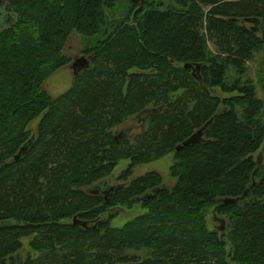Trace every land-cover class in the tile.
I'll return each mask as SVG.
<instances>
[{
    "label": "trees",
    "instance_id": "obj_1",
    "mask_svg": "<svg viewBox=\"0 0 264 264\" xmlns=\"http://www.w3.org/2000/svg\"><path fill=\"white\" fill-rule=\"evenodd\" d=\"M128 2L120 20L108 17L120 0L0 3L15 16L0 23V264H264V96L243 79L264 48V0ZM74 32L90 65L53 97L43 85L70 63ZM132 116L145 127L116 134ZM171 153L173 187L156 171L131 179ZM121 160V188L108 200L91 193ZM138 201L148 213L133 222L105 219ZM210 210L227 232L210 230ZM28 236L37 258L21 253Z\"/></svg>",
    "mask_w": 264,
    "mask_h": 264
},
{
    "label": "rangeland",
    "instance_id": "obj_2",
    "mask_svg": "<svg viewBox=\"0 0 264 264\" xmlns=\"http://www.w3.org/2000/svg\"><path fill=\"white\" fill-rule=\"evenodd\" d=\"M0 3L5 4L6 0H0ZM129 6L130 4L128 0H120L118 7L108 12L109 19L110 20H114L115 18L119 20L122 19L127 15ZM8 9L10 10V8ZM11 16L12 17L10 19H6V13L0 12V17H1L0 23L2 27H5L7 24H11L9 23L11 21L13 22L15 16L14 14ZM249 24H250L249 26L251 25L253 26V24L251 23ZM86 46H87V42L84 41L81 35H79L77 32H74L67 41L64 52L66 56L71 58L70 63H68L65 67L61 68L57 72L53 73L45 81L43 85V88L47 92H49L53 97H58L62 95L63 93L71 89V87L74 85V81L77 75L72 66L77 59L83 58L85 55H87L84 53V49ZM210 47L214 49L212 43H210ZM247 68H248L247 73L243 79L244 80H247V78L252 79L257 87L258 96L260 98H263L264 94L262 90V82H264V48L260 52L254 54V58L252 59V61L247 63ZM229 77L231 82H233L234 79H237L240 76L235 71H232L229 74ZM215 94H217L221 98H228L231 95H236V93H230V94L223 93L221 90H216ZM142 119L143 116L140 117L132 116L127 118L125 122L120 127H118L117 130H115L116 134H118L119 132L122 133L123 131L132 132L133 134L136 133V131L139 132L141 128L145 127V124L147 122V121L143 122ZM39 123H40V119L35 120L34 122L31 123L29 129L33 132H36ZM174 164H175V154L174 153L168 154L157 161H153L152 163L138 165L137 167H135L133 169V173H132L133 175L131 179L139 176H143L148 172L156 171L159 172L164 177L165 185L171 188L176 183V180L172 178L170 175V168ZM129 165H130V160H121L119 162L114 173L106 178L107 180L106 182L109 184V187L116 186L123 182L122 179H120V176L123 173V171L128 168ZM101 189L102 188H99L98 190L100 191ZM98 194L102 195V193L100 192ZM146 213H148V210H146L142 202L138 201L131 203L128 206H116L115 208H112L108 212V214H106L105 219H110V217L115 214V217L111 220V226L114 228H121L124 225L133 222L135 219ZM206 221L210 230L217 229L218 228L217 226L220 225L219 222L215 220V214L213 210H210L207 213ZM66 222H72V220H66ZM224 232H227V228ZM22 242H23V247L21 249V253L24 255L25 259H27V257L30 255L33 258H37L39 257V255H41V253L35 251L32 248L33 247L32 237L28 236L22 238Z\"/></svg>",
    "mask_w": 264,
    "mask_h": 264
},
{
    "label": "water",
    "instance_id": "obj_3",
    "mask_svg": "<svg viewBox=\"0 0 264 264\" xmlns=\"http://www.w3.org/2000/svg\"><path fill=\"white\" fill-rule=\"evenodd\" d=\"M246 21L248 23L253 24L252 30H254L255 32L261 31L260 25H261V22L262 21L259 18H257V17L247 18ZM90 59H91V56H88V57L84 56L83 58L77 59L75 61V63L73 64L72 67L75 70V73H76L77 76H78V74L82 70L87 69L89 67V65H90ZM190 67H192V68L194 67V69L196 70L200 66H192V65H188V64L186 65V68H190ZM153 111H154L153 109H150L149 110V112H153ZM145 121H146V119H145ZM200 135H201V130L198 133H196L194 136H192L190 139H188L187 141H185L182 145L178 146L176 150L177 151H180L181 149H183V147L189 146V145H191V144L199 141L200 140V138H199ZM120 138H123L122 137V134H120V136L117 135V137H116L117 140L120 139ZM29 142H31V141H29ZM29 147L30 146L28 144H25L24 146H22V148L20 149V151L18 152V154L15 156V159L16 160H20L24 155H26L28 153ZM263 153H264V151H262L260 155L262 156ZM258 162L261 165L263 163V158H259L258 159ZM254 174H256V173H254ZM254 185H255V182L251 186L254 187ZM121 186H117V185L116 186H111L110 188H108L107 190H105L104 193H105V197L107 198V200H108L109 197H111L112 193H114L115 191H118V189L121 188ZM99 188H100V184H96L89 191L91 193L98 194L100 192L98 190ZM106 188H104V189H106ZM139 199L142 200V201H144V202L146 200L144 197L139 198ZM239 201H240V198H238V199H231L230 198V199H224L222 202L225 203V204H229V203H235V202H239ZM214 214H215V212H214ZM215 220L218 221L219 224H220L218 226L219 230H221L222 232H224L226 230V228H227L226 227V220L224 218L218 217L216 214H215ZM74 224L75 225H83V226H86V223L85 222H82V221H79L77 219V217H74Z\"/></svg>",
    "mask_w": 264,
    "mask_h": 264
},
{
    "label": "flooded vegetation",
    "instance_id": "obj_4",
    "mask_svg": "<svg viewBox=\"0 0 264 264\" xmlns=\"http://www.w3.org/2000/svg\"><path fill=\"white\" fill-rule=\"evenodd\" d=\"M106 187H107V189H108V188H110L111 186L109 187V184H108L107 182H103V183H102V186L100 185V188H102V189L100 190V193H102V195H104V196H105V193H104L105 190H103V189L106 188ZM107 189H106V190H107ZM146 200H147V199H146Z\"/></svg>",
    "mask_w": 264,
    "mask_h": 264
},
{
    "label": "bare ground",
    "instance_id": "obj_5",
    "mask_svg": "<svg viewBox=\"0 0 264 264\" xmlns=\"http://www.w3.org/2000/svg\"><path fill=\"white\" fill-rule=\"evenodd\" d=\"M172 9V8H171Z\"/></svg>",
    "mask_w": 264,
    "mask_h": 264
}]
</instances>
